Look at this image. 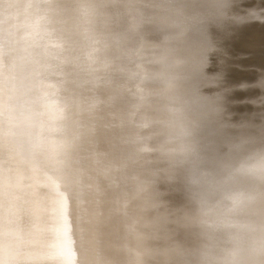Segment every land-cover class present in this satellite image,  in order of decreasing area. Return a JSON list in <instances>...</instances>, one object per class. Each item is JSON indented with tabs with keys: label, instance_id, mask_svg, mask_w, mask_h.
Instances as JSON below:
<instances>
[{
	"label": "rangeland",
	"instance_id": "374dc122",
	"mask_svg": "<svg viewBox=\"0 0 264 264\" xmlns=\"http://www.w3.org/2000/svg\"><path fill=\"white\" fill-rule=\"evenodd\" d=\"M124 1L116 2L109 11L102 0V7L114 16L106 17L110 13L105 11L106 16L100 17L101 21L111 22L106 38L120 35L137 16L140 34L133 32L130 39L141 40L129 46L144 47L153 51L154 57L160 55L163 66H152L154 58L147 59V65H131L129 69L163 77L167 83L164 85L163 80L159 85L150 82L130 88L146 110L154 107L161 115L172 116V119L167 116L166 121L158 119L156 126L157 118L152 113L139 111L134 115L140 127L146 128H137L139 152L128 151L125 157L121 193L125 192V205L130 210L136 195L140 194L144 203L139 235L131 238L143 239V258L138 264L254 261L264 247V0H126L127 4ZM64 2L73 13L77 0ZM15 7L9 5V0H0V37L6 38L3 42L7 44L16 37L10 36V31L17 30L20 37L23 7ZM66 27L71 28V24ZM98 35L96 42L106 39ZM14 41L20 44L19 39ZM126 47L125 43L123 48ZM182 153L192 156L193 164L179 160ZM116 162L114 168L119 164ZM158 162L162 167L157 169ZM192 165L198 171L193 187L201 193L191 199L202 210L195 221L203 237L196 245L189 239L177 238L180 225L173 219V191L170 196L167 191L159 197L154 190L156 183L172 180L173 170L187 171ZM157 173L165 174L158 179ZM97 182L101 192L106 182L100 178ZM88 199L89 196L85 201ZM116 217L119 223L131 219L128 213ZM110 218L111 222L116 221L113 216ZM86 237L85 246L97 242ZM172 238L171 245L165 244ZM88 242L91 243L87 245ZM253 248L250 255L248 251ZM262 255L264 258V252Z\"/></svg>",
	"mask_w": 264,
	"mask_h": 264
},
{
	"label": "bare ground",
	"instance_id": "6f19581e",
	"mask_svg": "<svg viewBox=\"0 0 264 264\" xmlns=\"http://www.w3.org/2000/svg\"><path fill=\"white\" fill-rule=\"evenodd\" d=\"M48 1L9 0V5L23 7L20 37L17 30L9 32L16 37L8 44L3 42L6 38L0 37V264H138L143 258V239L136 237L132 241L131 238L139 235L143 200L140 194L136 195L133 209H128L121 186L128 151L139 152V132L126 126L129 121L138 122L134 115L139 111L152 113L157 118L156 126L158 119L166 121L167 116L169 119L172 116L161 115L154 107L146 110L136 98L137 107L133 111L125 105L115 106L117 111L111 114L113 122L95 115L94 129L90 131L89 109L74 93L77 88L88 87L87 82L78 77L76 61L66 59L69 48L54 36L47 12H38ZM111 1L119 4L120 0ZM90 20L95 25V15ZM92 27L84 35L101 33V28ZM114 38L109 43L110 47L115 46L112 50L123 48L125 41L118 40L117 44ZM127 88L121 94L135 97L131 88ZM75 106L84 110V117L82 113L81 116L74 113ZM116 123L117 132L113 130ZM115 161L119 162L116 168ZM98 178L106 182L105 186L99 182L103 185L101 192ZM190 201L185 205L192 212L184 214L175 210L173 219L180 225L177 238L197 242L203 236L197 231L195 220L202 210L199 204ZM126 213L130 214V221L119 223L116 216ZM110 216L116 221L111 222ZM127 228L132 232L128 233ZM190 229L192 233H187ZM76 234L77 238L82 234L76 238L77 242ZM83 235L97 242L85 246ZM172 243L173 238L165 242ZM253 250L248 253L251 255ZM259 250L258 257L245 264H264L261 257L264 247Z\"/></svg>",
	"mask_w": 264,
	"mask_h": 264
},
{
	"label": "water",
	"instance_id": "95a60500",
	"mask_svg": "<svg viewBox=\"0 0 264 264\" xmlns=\"http://www.w3.org/2000/svg\"><path fill=\"white\" fill-rule=\"evenodd\" d=\"M64 1L65 0H49L48 5L40 8L38 12H40L39 14H42V12L45 11L47 12L49 21L52 20L53 23V26L50 25L49 27L55 33L54 36L57 37V40L59 39V43L69 48V57H66V59L69 61H76L77 67H74L79 70L78 77L82 79L83 82H87L88 87L77 88L75 89L74 93L77 95V99L79 100V102L81 101L82 105H85L86 108L89 109L87 120L89 123L90 131H92V129H94L92 128V125H95V115L98 114L102 118L113 122V120L111 119L113 118L111 114L115 113L114 111H117L115 110V106L119 107V105H125V107L130 108L131 111H133V109L137 107V103L134 102V99H136L135 97L121 94L124 89H128L127 87H140V85H144L145 83L150 82L159 85L163 80L165 85L167 83V79L157 75H143L142 73L133 72L129 69L131 65H133L134 67L144 64L147 65L146 60L154 58L156 61L155 63L151 64L152 66H157L158 68H161L163 66V62L159 61L160 55H156L154 57L153 51H146L148 49L144 47L138 49H135L133 47L131 48L135 41L141 40V38L138 37L135 39H130L131 33L136 32L140 34V31H137V16H134L133 21L131 20L130 22H128V24H130V26L128 27L129 30L125 28L124 32L120 31L121 34H118L114 38V43H116V40L117 44L119 43L118 40L125 41L124 44L126 43L127 47L121 49L118 47L112 50V47L115 46L110 47L109 43L113 41V38H109L108 36L106 38V34L110 32V29L108 30L106 28H110L111 23L108 22V19L101 21L100 17L105 15V13L100 12L108 10L111 11L113 8L111 7L109 9V7L114 5V3L116 4V1L110 2V0H103L105 1L104 3H107L106 6L108 10H106L101 7L102 0H77V3L75 4L73 9V13L68 10L66 2ZM93 15H95V25H92L90 22V17H92ZM112 16L113 14L110 13V15L106 17L111 18ZM128 17L130 16L128 15ZM128 17L127 19L129 20ZM112 22V24H114V21ZM66 23L68 25L71 24L72 29L70 27L67 28L65 26ZM91 26H93V30L96 29V26L98 28H101V30L99 29L101 33L98 34L104 35L102 36V38L106 39L102 42L101 40L99 42H96L95 40L98 37H95V34L93 36H90L89 34L84 35V31L88 30V28ZM62 28H64L65 31L62 30ZM86 43H88V45ZM130 44L131 46H129ZM148 44L150 45V43ZM135 60L137 61L135 62ZM75 94L73 95L75 96ZM72 109L74 110V113H76L77 115H80L82 113L81 115L82 117H84L85 114L83 113V109H78V107L76 106ZM116 127L113 130H116L117 132V130H119L118 123H116ZM127 128L130 130L139 128L141 130L142 128L146 127H140L139 122L129 121L127 122L126 129ZM82 135L84 136L83 133ZM137 142H139V140H137ZM180 157L179 160H182L183 163L193 164V161H195L192 156L187 157V155L184 153H182ZM158 159L159 158H157V160ZM173 162L175 163L176 160H173ZM192 166L193 167H191V169L187 171L177 172L173 170V178L170 182L164 183L161 181L160 183H156L158 186L155 184V196L157 193V195L161 197L163 196V193H166L167 191L169 192L170 196V192L173 191V209H175L179 213L185 214V212H192L191 208L187 207L185 203L187 204L191 202V198L194 199L193 195H199V193H201V191H198V189L196 190L193 187V185L195 186V182L198 178V171L194 168V165ZM156 167L157 169L159 167H162V163L158 162ZM160 169L159 171H161ZM162 174L157 173V178L161 179V177L159 176ZM157 188H159V190ZM154 190L149 191L150 193H152ZM192 231L193 229H190L187 233H192ZM192 242L195 244L196 240H193Z\"/></svg>",
	"mask_w": 264,
	"mask_h": 264
}]
</instances>
